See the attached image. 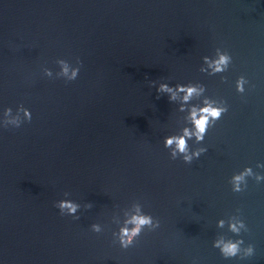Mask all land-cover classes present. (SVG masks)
Masks as SVG:
<instances>
[{"label": "water", "instance_id": "water-1", "mask_svg": "<svg viewBox=\"0 0 264 264\" xmlns=\"http://www.w3.org/2000/svg\"><path fill=\"white\" fill-rule=\"evenodd\" d=\"M217 48L227 71L201 72ZM58 59L68 75L79 67L75 80ZM162 83L202 84L227 104L202 143L188 141L206 149L190 164L164 147L189 125L183 94L170 100ZM21 105L31 121L4 127ZM257 164L264 0H0V264H264V180L241 192L229 182L245 167L264 176ZM64 199L78 219L54 206ZM136 205L160 226L122 249L113 234ZM237 239V257L213 247Z\"/></svg>", "mask_w": 264, "mask_h": 264}, {"label": "clouds", "instance_id": "clouds-1", "mask_svg": "<svg viewBox=\"0 0 264 264\" xmlns=\"http://www.w3.org/2000/svg\"><path fill=\"white\" fill-rule=\"evenodd\" d=\"M232 62V57L229 55L227 51H222L220 48L215 50V56L203 57L204 65L207 67H201V72H207L208 75H216L218 73H223L227 71L229 65ZM57 63L62 66L61 74L65 76L67 81H73L77 78L79 73V67H74L71 70V75L69 73V63L64 59H58ZM80 61L77 60V64L79 65ZM46 74L50 77L52 75L51 71L46 70ZM222 80L226 78L222 77ZM248 81L243 77H239L236 81V90L239 93H244L245 84ZM158 91L170 93V100H176L178 94L182 95V103L180 105L179 111L185 112L187 111V116L185 117L187 121V125L180 130L178 134L169 135L164 138V147L170 149V155L172 159H176L177 157H182L185 163H191L194 158H199L201 154L206 152V149L203 147L197 148L195 150L190 149L188 144L189 140L194 138V142L199 144L204 141V138L208 132L210 127H213L216 122L228 111V107L225 101L211 99L207 96H204L206 91L205 86L202 84H193L188 83L186 85L177 84L174 87H170L167 83H162L159 86ZM203 97L199 104H191L189 102L193 100V98ZM186 105H189L186 109ZM18 113L23 114V119L19 116L6 120L4 123V127H8L9 125L14 127H20V125L26 120L31 121V112L24 108L21 105L17 109ZM12 113L11 108H6L4 110L5 116H10ZM258 168H264V164H257ZM247 177H254V179L259 182L264 180V176L256 174L253 172L251 167H245L243 171H240L238 174H234L229 181L232 185L233 192H241L244 188L247 187ZM242 185H244L242 187ZM59 209L61 215L67 214L71 215L74 218L78 219L79 217L75 216L77 209L80 207L79 204L71 201V200H60L54 205ZM91 207V205H88ZM224 221L220 220L218 222L219 227H223ZM160 222L157 219H154L152 215L146 214L141 211L139 205L135 206V214L131 215L124 221V225L120 227L118 233H114L113 235L117 237L119 245L122 249H128L130 246L134 244L137 237L140 236L144 229H148L149 231H153L159 228ZM230 230L239 234L242 228L246 229V225L242 220H236L235 223L229 225ZM91 230L95 233H100L102 231L101 226L99 224H92ZM243 243L242 239H237L235 241L228 240H216L213 243V247L218 248L220 250L221 255L228 259L239 256L240 253V245ZM254 253V248L252 245H249L246 250V256H252Z\"/></svg>", "mask_w": 264, "mask_h": 264}]
</instances>
